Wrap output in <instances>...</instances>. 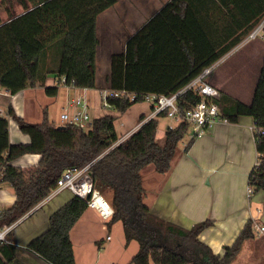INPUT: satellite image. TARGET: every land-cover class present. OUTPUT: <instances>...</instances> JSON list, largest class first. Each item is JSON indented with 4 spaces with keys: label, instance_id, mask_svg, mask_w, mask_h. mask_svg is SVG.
<instances>
[{
    "label": "trees",
    "instance_id": "1",
    "mask_svg": "<svg viewBox=\"0 0 264 264\" xmlns=\"http://www.w3.org/2000/svg\"><path fill=\"white\" fill-rule=\"evenodd\" d=\"M206 1L202 7L225 11L227 19L237 21L238 29L223 30V41L217 44L206 31L175 32L168 45L159 46L157 34L163 33L155 29L159 24L180 22L184 27L192 22L198 24L193 13L197 3L183 0V11H179L181 0H172L128 40L125 52L112 55L107 88L138 93L176 92L241 43L264 18V0ZM30 2L32 8L22 15L8 22L0 19V87L17 94L29 86H46L47 77L53 75L55 79L65 76L67 82H75L77 87L96 88L98 17L117 0ZM167 70L176 72L175 76L168 77L164 73ZM46 90L53 95L58 93L55 86ZM199 99L195 93L186 92L180 102L187 108ZM139 102L142 101L109 96L103 106L123 114ZM218 104L230 122H236L240 116H251L256 128H264V61L250 103L221 92ZM9 118L30 136L29 143H11ZM116 119L114 114H104L94 118L90 129L70 123L59 128L50 120L47 109L42 122L32 123L17 115L10 105L8 116H0V182L13 186L16 201L0 210V230L44 200L64 170L93 162L90 172L94 188L105 199L111 193L110 202L106 200L114 213L108 224L121 221L127 243L132 240L139 243L132 264H233L245 242L255 238L251 220L221 255L200 238L213 221L207 219L186 229L153 214L144 201L142 169L152 164L159 173L169 172L179 144L189 133L190 123L181 121L177 127H168L160 141L158 119L151 118L126 140L110 148L118 140ZM255 135L259 161L249 176L254 193L264 191V135L257 131ZM192 142L193 138L186 149ZM28 153L43 154L38 166L27 171L12 163ZM88 208L85 199L74 195L50 216L49 229L32 240L28 248L52 264H76L70 232ZM11 237L9 232L8 238ZM15 247L10 242H0V264L13 261Z\"/></svg>",
    "mask_w": 264,
    "mask_h": 264
},
{
    "label": "crops",
    "instance_id": "2",
    "mask_svg": "<svg viewBox=\"0 0 264 264\" xmlns=\"http://www.w3.org/2000/svg\"><path fill=\"white\" fill-rule=\"evenodd\" d=\"M170 1L172 0H117L115 5L99 15L97 29L100 43L96 59V89L107 88L112 55L125 52L128 40ZM182 1L178 6L181 8L179 11H183ZM194 2L197 3V8L193 13L198 17V24L192 22L185 27L180 22L159 24L155 28L163 32L157 34L160 38L159 46L168 45V39L173 40L175 32L206 31L211 36V41L217 44L223 41L221 35L223 30L238 29L237 21L227 19L225 11L220 8L202 7L206 0H193V5ZM31 8L30 0H0V19L2 22H8ZM103 58L105 67L100 66ZM263 61L264 40L244 39L214 63L216 65L206 79L216 85L222 93L250 103ZM164 73L168 77H173L176 72L167 70ZM55 81V77L49 75L46 85H52ZM29 87L11 95L3 94L5 88L0 87V106L3 108L2 104H6L9 109L11 105L16 114L28 122L30 119L25 101ZM100 95L96 94L91 99L92 94L87 93L89 98L86 99L84 96L83 99L90 111L93 107L96 113L94 118L104 114L117 116L115 127L118 140L114 147L131 136L143 123L158 117L152 116L153 107L149 102L136 103L123 114L115 111L104 112L99 108V103L102 106L104 102ZM69 108L75 109L70 104ZM69 108H65L64 112H72ZM254 126L255 121L251 116H240L236 122H220L198 136H193L194 132L190 126L191 136L189 140L184 141L182 147L178 146L169 172L159 173L152 164L145 166L141 171L145 188L144 201L150 206L151 212L186 229L207 219L213 221V225L205 229L200 238L216 254L221 255L225 252V246L235 242L248 221L258 222L254 216V206H258L257 212L262 219L260 224L264 225V191L248 195L249 176L259 161ZM9 130L11 143L30 142V136L23 133L16 122L12 124L10 122ZM157 137L161 140L159 125ZM192 138L193 142L186 149ZM42 158L43 154L28 153L12 163L28 171L38 166ZM73 196L74 193L70 190L50 194L12 224L9 231L12 237L8 238L7 234L8 241L5 242H10L16 247L15 257L8 264H52L28 248V245L49 229L50 216ZM15 201L13 186L8 182H0V210L11 207ZM98 215L97 209L89 207L70 232L76 264H132L131 260L139 249L129 257L131 254L123 252L119 245L112 246L109 243L102 247V240L97 235ZM254 234L255 238L247 240L243 249L245 246L251 248L252 255L255 258L258 256L256 259L259 260L257 261L259 264L261 261L264 262V236H258L255 231ZM107 240H110L109 236ZM128 244L126 241L125 245Z\"/></svg>",
    "mask_w": 264,
    "mask_h": 264
},
{
    "label": "built area",
    "instance_id": "3",
    "mask_svg": "<svg viewBox=\"0 0 264 264\" xmlns=\"http://www.w3.org/2000/svg\"><path fill=\"white\" fill-rule=\"evenodd\" d=\"M259 37L264 39V18L247 35L245 40H253ZM215 65L206 67L188 84L171 94L138 93L128 89L115 90L109 88L102 89L100 93L103 101H106L109 96H113L128 97L130 101L141 100L142 102H149L153 107L152 116L155 117L164 113L170 118L187 121L192 127L193 136H198L212 129L220 122L230 123L229 118L220 111L218 104L221 97L220 89L206 79L212 73ZM59 83L64 86H76L75 82H67L65 76L59 79ZM186 92H193L200 98L198 102L191 104L187 108L183 107L180 102V98ZM3 94L11 95L12 92L5 88ZM69 104L75 109L72 112L66 111L62 113L61 118L63 122L74 124L81 128H87V125H92L94 117L91 116L88 104L83 98H72ZM7 114L8 112L4 111L0 106V116H6ZM254 131L264 135V128H256L255 125ZM113 145L110 148H113ZM92 164L93 162L82 168L72 167L64 170L58 178L57 185L52 189L50 194L54 195L62 190H70L74 195L85 199L89 207L97 209L104 219L110 220L114 210L110 203L94 188L90 172ZM253 193V188L249 185L248 195L252 196ZM12 226L10 225L0 230V242L8 241L7 234ZM253 229L258 236L264 234V225L256 221H253Z\"/></svg>",
    "mask_w": 264,
    "mask_h": 264
},
{
    "label": "rangeland",
    "instance_id": "4",
    "mask_svg": "<svg viewBox=\"0 0 264 264\" xmlns=\"http://www.w3.org/2000/svg\"><path fill=\"white\" fill-rule=\"evenodd\" d=\"M256 39H262V38L259 37ZM262 40H264V39H262ZM100 66H104V67L106 66L104 58H103L102 62H100ZM59 79L60 78H57L55 83L52 85H46V86L37 85L36 87H29L27 89L29 91L27 92V95H26L27 100L25 101L26 102L25 107H26V110L28 113V118L30 119L29 120L30 122H32V123L41 122L43 119L44 110H45V108H47L49 111L50 120L53 121L58 126H61V125H63L62 123H65L62 121L61 115L64 112L65 108H69V103H70L72 98H76V97L84 98V96H85V98L88 99L89 97L87 96V93L92 94L91 99H93V97L96 94L100 95L101 90H99V89L83 88V87H66L64 85H60ZM52 86L58 87V93L55 95L48 93L46 90L47 87H52ZM22 94H21V96H22ZM4 99L6 100L7 98L4 97ZM2 106H3L4 111L8 110V106L6 104H2ZM99 108H102L104 112H107V111L113 112L114 111L111 108L103 107V104L101 106L100 103H99ZM69 110L73 111V108H69ZM89 112H90L91 116H94L96 114L93 107H91V111L89 110ZM7 116H8V114L6 115V117ZM9 119H10L11 124L15 123L14 121H12L11 118H9ZM157 119L159 120L160 136H162L160 141H163L164 132L168 127H177L181 122L179 120L170 118L167 115L158 116ZM90 128H91V126L87 125V129H90ZM11 130H12V128H11ZM190 136H191V132H189L186 135L185 139L179 144V148L183 146L184 141L189 140ZM110 198H111V193L107 194V196H106V199L109 202H110ZM257 208H258V206H254V213H255L254 216L258 219V223H261L262 219L260 218V216L257 212ZM98 217H99L98 218L99 228H97V235L99 236V239L102 240L101 241V244H103L102 247H104V245H107L109 243H111L112 246L119 245L123 252H125L127 254H131V256H129V257H132L137 252V250L139 249V243H138V241L133 240L127 246L125 245L126 244V237H125L123 223L121 221H119V222H116V223L109 225L106 222L108 220L104 219L100 214L98 215ZM114 224H115V226H114ZM108 236L110 237V240H107ZM262 236H264V235H262ZM118 241H119V243H118ZM120 241H121V243H120ZM256 258H258V256ZM256 258L254 257V255H252V249L245 246V248L240 253V255L236 257L235 263H233V264H257L258 263L257 261H259V260ZM259 264H264V262L261 261V263H259Z\"/></svg>",
    "mask_w": 264,
    "mask_h": 264
},
{
    "label": "water",
    "instance_id": "5",
    "mask_svg": "<svg viewBox=\"0 0 264 264\" xmlns=\"http://www.w3.org/2000/svg\"><path fill=\"white\" fill-rule=\"evenodd\" d=\"M63 127H64V125L59 126V128H63Z\"/></svg>",
    "mask_w": 264,
    "mask_h": 264
}]
</instances>
